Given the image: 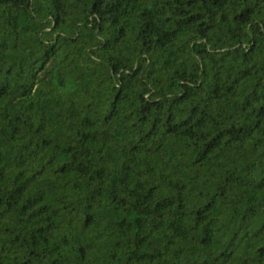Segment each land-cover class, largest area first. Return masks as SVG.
Masks as SVG:
<instances>
[{
	"label": "trees",
	"instance_id": "1",
	"mask_svg": "<svg viewBox=\"0 0 264 264\" xmlns=\"http://www.w3.org/2000/svg\"><path fill=\"white\" fill-rule=\"evenodd\" d=\"M0 264H264V0H0Z\"/></svg>",
	"mask_w": 264,
	"mask_h": 264
}]
</instances>
